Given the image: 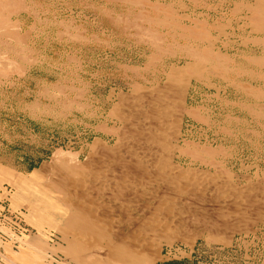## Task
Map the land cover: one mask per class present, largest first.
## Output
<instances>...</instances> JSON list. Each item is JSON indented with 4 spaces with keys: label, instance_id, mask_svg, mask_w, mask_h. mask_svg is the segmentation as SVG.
<instances>
[{
    "label": "rangeland",
    "instance_id": "374dc122",
    "mask_svg": "<svg viewBox=\"0 0 264 264\" xmlns=\"http://www.w3.org/2000/svg\"><path fill=\"white\" fill-rule=\"evenodd\" d=\"M12 201L61 264H264V0H0Z\"/></svg>",
    "mask_w": 264,
    "mask_h": 264
},
{
    "label": "crops",
    "instance_id": "0c3cea01",
    "mask_svg": "<svg viewBox=\"0 0 264 264\" xmlns=\"http://www.w3.org/2000/svg\"><path fill=\"white\" fill-rule=\"evenodd\" d=\"M18 177L27 179L23 175H17L14 177V180H17L16 178ZM10 207L14 210L22 211L25 221L32 224L38 231H45V227L39 229L37 226V223H39L42 217L41 215H39V213H36V210L38 209L37 205L22 204V202H19L18 204L17 201H12ZM55 215L53 217V220L55 218ZM22 238L23 239L19 241H15L13 239H0V264H49L48 257L54 253L49 251L47 248L42 249V251L46 253L45 259L43 260L42 251H39L33 247V245L38 244L40 241L42 242V236L27 233L23 234Z\"/></svg>",
    "mask_w": 264,
    "mask_h": 264
},
{
    "label": "built area",
    "instance_id": "2783aa9c",
    "mask_svg": "<svg viewBox=\"0 0 264 264\" xmlns=\"http://www.w3.org/2000/svg\"><path fill=\"white\" fill-rule=\"evenodd\" d=\"M8 224L9 229L7 232L0 230V239H13L15 241L21 240L23 234H27V224L22 219V215L13 211L9 204H0V225ZM60 255L52 254L48 257L51 264H61Z\"/></svg>",
    "mask_w": 264,
    "mask_h": 264
},
{
    "label": "bare ground",
    "instance_id": "6f19581e",
    "mask_svg": "<svg viewBox=\"0 0 264 264\" xmlns=\"http://www.w3.org/2000/svg\"><path fill=\"white\" fill-rule=\"evenodd\" d=\"M120 143V142H119ZM101 149V148H100ZM153 159V158H152ZM17 179V178H16ZM16 181V180H15ZM134 186V185H133ZM16 187L17 189H21L23 188V182H16ZM122 189V188H121ZM127 191V190H126ZM133 193V192H132ZM50 207H54V204H50ZM79 216V215H78ZM85 217V216H84ZM95 220V219H94ZM74 222V221H73ZM77 223V222H76ZM79 225H83L84 228L86 229L87 232H93V233H101V231H97L95 230L94 228H91L89 226L86 225V222L83 220V219H80L79 222H78ZM72 235H73V239H72V246L73 247H76V248H85L86 247V243L85 241H79V238H82L83 236V232H78V231H73L72 232ZM103 235V234H102ZM104 238V237H103ZM105 241V240H104ZM103 241V242H104ZM98 242V241H97ZM100 242V241H99ZM106 245V244H104ZM140 253V252H139ZM115 256H119V257H122L124 256L123 255V252L119 251L118 249H113V246L112 248H107L106 252H105V259H112L114 258ZM125 258V256H124ZM126 259V258H125ZM95 261V260H94ZM101 260H97L95 261L94 263H97V264H101L100 263ZM126 261H128V259H126Z\"/></svg>",
    "mask_w": 264,
    "mask_h": 264
},
{
    "label": "trees",
    "instance_id": "16d2710c",
    "mask_svg": "<svg viewBox=\"0 0 264 264\" xmlns=\"http://www.w3.org/2000/svg\"><path fill=\"white\" fill-rule=\"evenodd\" d=\"M40 160H37L36 162H31L29 165H28V170H32L33 168L37 167L38 164H39ZM173 263H177V264H180V262H177V261H171V262H168V264H173Z\"/></svg>",
    "mask_w": 264,
    "mask_h": 264
}]
</instances>
